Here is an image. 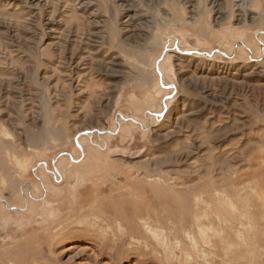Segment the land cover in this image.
<instances>
[{"label":"rangeland","instance_id":"rangeland-1","mask_svg":"<svg viewBox=\"0 0 264 264\" xmlns=\"http://www.w3.org/2000/svg\"><path fill=\"white\" fill-rule=\"evenodd\" d=\"M0 264H264V0H0Z\"/></svg>","mask_w":264,"mask_h":264}]
</instances>
